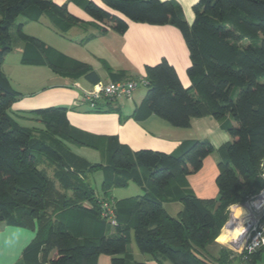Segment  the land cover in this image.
<instances>
[{"label":"trees","instance_id":"16d2710c","mask_svg":"<svg viewBox=\"0 0 264 264\" xmlns=\"http://www.w3.org/2000/svg\"><path fill=\"white\" fill-rule=\"evenodd\" d=\"M69 1L81 6L92 22L51 0H0V222L34 233L16 264H97L101 255L108 256L110 264H145L133 259L131 233L137 251L157 264H205L199 255L219 236L229 207L243 205L264 190V0H198L191 25L174 0H101L128 22L177 29L188 52L190 86H182L165 59L145 66L146 93L129 118L141 122L154 116L173 128L188 129L193 119L211 117L230 137L217 149L208 140H183L172 153L133 151L116 136L78 130L69 124L65 107L18 116L41 128L22 126L13 116L11 106L22 95L11 86L2 65L13 51L10 29L18 17L38 22L47 15L60 34L95 24H110L119 35L128 28L127 21L90 1ZM22 27L15 25L21 65L46 67L89 87L102 82L88 64L26 35ZM101 64L111 82L132 79ZM112 101L98 102L88 112L120 114ZM70 145L98 151L107 162L90 163ZM214 153L218 195L199 199L187 178ZM44 162L53 167L51 177L41 168ZM95 173L102 175L99 189L92 181ZM129 183L142 195L111 198L114 189ZM105 202L112 206L115 225L102 216ZM163 203H179L181 210L171 217ZM231 256L223 250L216 262L264 264V249L246 261Z\"/></svg>","mask_w":264,"mask_h":264},{"label":"crops","instance_id":"0c3cea01","mask_svg":"<svg viewBox=\"0 0 264 264\" xmlns=\"http://www.w3.org/2000/svg\"><path fill=\"white\" fill-rule=\"evenodd\" d=\"M51 1L57 5H65L67 11L80 20L92 22V19L84 12L81 6L69 0ZM87 1L127 21L120 14L107 9L101 0ZM174 1L180 5L186 22L191 25L194 19L192 7L198 0ZM39 22L45 23L47 31L52 30L57 40L50 36V34H48L49 32L44 30L32 34V37L34 36L47 46L67 57L88 64L103 82H108L109 79L102 67V61L107 63L114 72L123 71L129 78L137 80L145 78V66L156 65L162 59H165L175 69L182 86L184 88L190 86V82L186 75V70L190 65L188 52L181 34L177 29L171 26H151L127 21L128 28L126 32L121 35L113 32L110 29V24H95L94 27L88 26L86 29L73 27L66 33L60 34L53 29L47 15L42 16L38 22L34 23ZM21 25L24 30L27 24ZM103 27L106 28V32H102L101 28ZM64 34L70 35V37L68 38ZM87 37H90V39L86 40ZM21 48L20 46V54ZM34 68L41 73L43 72L42 69L46 67ZM44 73L46 74L47 72ZM45 79L47 84L40 86V88L31 93L15 89L22 95V98L11 106V113L13 116L17 117L16 120L21 125V122H23L25 123L24 126L41 128L39 123L19 119L18 116L27 118L24 112L47 107H65L68 109L67 119L72 127L95 136H116L121 144L127 145L133 151L149 149L164 153H172L176 150L181 141L191 139L208 140L214 148L217 149L222 144L230 141L228 134L221 129L219 122L211 117L193 119L188 129L173 128L163 120L154 116L141 122L130 119L129 116L144 98L146 92H140L136 97L133 96V93L130 100H113L112 106L119 107L120 114L89 113L85 105L79 106L81 91L88 89L89 84L82 80L73 82L61 78L51 71L49 76ZM120 116L126 118V120L120 122ZM225 135L229 138L227 142L224 141ZM69 148L74 154L84 158L90 163L105 164L107 162V156L102 155L98 151L90 149L93 152H89L84 149L85 147H76L72 145H70ZM41 168H44L50 177L53 175V167H50L47 162H44ZM217 173V156L214 153L203 160L202 167L197 173L187 178L188 184L197 198H217L218 190L215 184ZM92 181H94L95 187L99 189L102 184L101 173H95L92 177ZM130 184L131 183H129V185ZM117 190L119 189H114L111 192L112 199L122 200L133 198H116L115 191ZM141 195L142 191L141 194L136 195V197ZM239 208L244 211L240 214L241 223L238 226L240 234L242 228L246 227L251 213L244 204L234 205L228 209L229 219L231 217L233 218V214H235L236 210ZM163 209L169 216L176 217L181 210V205L179 203H163ZM5 226L7 228L2 230L4 235L6 234L4 241L5 246L4 250H2V244L0 245V264H16L21 257V247L28 240L33 239L34 233L28 229ZM224 226L220 231V235L223 231H226V227ZM3 233L1 236H3ZM220 235L213 244L209 245L204 252L200 253L199 257L205 264H218L216 261L223 250H228L231 254H234L232 247L240 248L242 244L240 235H236L238 238H232L228 241L220 238ZM129 249L133 255L134 261L143 262L145 264H157L150 256L140 254L135 250L131 243L129 244ZM97 264H110V258L101 255L97 259Z\"/></svg>","mask_w":264,"mask_h":264},{"label":"built area","instance_id":"2783aa9c","mask_svg":"<svg viewBox=\"0 0 264 264\" xmlns=\"http://www.w3.org/2000/svg\"><path fill=\"white\" fill-rule=\"evenodd\" d=\"M146 86L144 79H127L116 82H99L88 89L82 90L79 98V106L85 105L88 109H93L96 103L108 100H130L134 91L140 86ZM264 178V173L262 174ZM244 205L251 215L246 227L240 231L242 244L240 248L232 247L234 254L231 257L241 256L242 261H246L248 256L257 250L264 249V190L258 195L250 198ZM102 216L107 218L111 225H115V218L111 204H102ZM232 219V217L230 218ZM228 220L227 225L233 224V220Z\"/></svg>","mask_w":264,"mask_h":264},{"label":"rangeland","instance_id":"374dc122","mask_svg":"<svg viewBox=\"0 0 264 264\" xmlns=\"http://www.w3.org/2000/svg\"><path fill=\"white\" fill-rule=\"evenodd\" d=\"M25 23L27 25L25 26L24 30L23 29L22 30L28 36H32V34H36V33H38V31H41V30L47 31L46 24L43 23V22H41V23L40 22L39 23L29 22L22 16L18 17L16 19V21H15V25L25 24ZM15 25L13 27H11V29H10L11 37L13 39V41H12L13 51L4 58V62H3V65H2V70H3L4 74L7 76V78L9 79V81L11 83V86L14 89H19V90H21L23 92L31 93L32 91L40 88V86H42L44 84H47V81L45 82V80H46L45 78L47 76H49L50 71H49L48 68H43L42 69L43 72L39 73L38 71H36L37 69L32 67V66H23V65L20 64L21 54L19 53V50H20L19 47L21 46V42H19L17 40V38H16ZM47 32H49L48 34H50V36H52L54 39L57 38L54 35V33H52L53 32L52 30L51 31H47ZM64 35L66 37H68V38L70 37V35H66V34H64ZM44 72H47V73L45 74ZM140 92H146V87L143 86V85H140L136 89V91L134 92L133 96L136 97V95L139 94ZM21 123H22L23 126L25 125V123H23V122H21ZM84 149L89 151V152H93L92 150H90V149H88L86 147ZM140 194H141V190L139 189V187L137 185H135L133 183H131L128 187L121 188V189L115 191L116 198L136 197V195H140ZM230 220L234 221L233 218L230 219ZM235 221H238V220H235ZM238 223H237V225H238ZM234 224L235 223H233V226H234ZM5 225H6L5 223H1L0 222V245L2 244V250H4V246H5L4 241H5V238H6V234L4 235V233L2 232L3 229L7 228ZM225 225L226 226H224V227H226V228L229 227V226H227V223ZM2 233H3V236H1ZM30 241H31V239L28 240L21 247L20 253L22 252L24 247ZM130 243L135 248V250H137L132 233H131V236H130Z\"/></svg>","mask_w":264,"mask_h":264},{"label":"bare ground","instance_id":"6f19581e","mask_svg":"<svg viewBox=\"0 0 264 264\" xmlns=\"http://www.w3.org/2000/svg\"><path fill=\"white\" fill-rule=\"evenodd\" d=\"M243 212L244 211L241 208L236 210L235 214H233V219H234L233 223H235L234 226H233V224H231L233 227L231 225H227L229 227L226 228V231H223V233L220 235V238H222L226 241H228L232 238H238V236H239L238 235L239 234L238 226L241 223L240 214ZM238 219H240V220H238ZM235 220H238V221H235ZM237 223H238V225H237ZM236 235H238V236H236Z\"/></svg>","mask_w":264,"mask_h":264},{"label":"clouds","instance_id":"9594fccd","mask_svg":"<svg viewBox=\"0 0 264 264\" xmlns=\"http://www.w3.org/2000/svg\"><path fill=\"white\" fill-rule=\"evenodd\" d=\"M228 139H229V138H228V136H227V135H225V136H224V141H225V142H227V141H228ZM228 220H229V219H228ZM227 222H228V221H227ZM227 222H226V223H227Z\"/></svg>","mask_w":264,"mask_h":264},{"label":"water","instance_id":"95a60500","mask_svg":"<svg viewBox=\"0 0 264 264\" xmlns=\"http://www.w3.org/2000/svg\"><path fill=\"white\" fill-rule=\"evenodd\" d=\"M226 226V225H225Z\"/></svg>","mask_w":264,"mask_h":264}]
</instances>
